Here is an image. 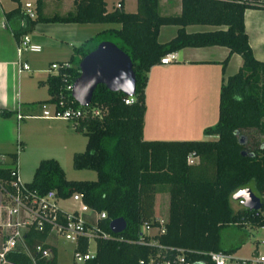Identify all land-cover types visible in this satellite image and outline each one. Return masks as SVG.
Instances as JSON below:
<instances>
[{"label": "trees", "instance_id": "1", "mask_svg": "<svg viewBox=\"0 0 264 264\" xmlns=\"http://www.w3.org/2000/svg\"><path fill=\"white\" fill-rule=\"evenodd\" d=\"M17 3L3 9L5 24L19 41L20 36L31 30L36 21H107L117 22L104 31L112 34V40L128 54L134 72L133 100L125 102V94L112 90L104 83L94 86L86 107L99 106L100 114L89 109L79 119L78 130L86 135L84 147L73 151V167L95 170L94 178H67L59 161L53 156L40 157L27 186L43 192L55 188L58 194L73 190L81 193L83 200L105 216L98 224L112 235L121 234L133 238L143 220L156 224L153 216L154 192L157 183L166 185L168 192L167 217L164 230L152 234L163 245L169 256L181 246L185 256L194 259L198 251L222 249L232 251L237 244L220 245V227L231 222H247L264 225V138L251 148L238 140L241 128L255 127L264 136V60L253 55L243 25V9L249 5L264 7V1L247 0H180L178 13H159L158 0H136L134 10L118 5L107 9L104 0H72L73 7L64 12L44 14L43 0H35V15L28 16ZM188 22L225 24L208 30L186 31ZM161 23H176L175 33L167 40H157ZM99 32L71 47L66 59L68 65L57 72H47L40 82L46 85V100H57L58 91L64 90L66 81L78 73V60L102 37ZM220 43L228 51L241 56L237 69L221 79L218 88L217 118L203 126L204 134L211 138L146 139L141 135L144 104V85L147 69L158 62L161 55L182 45ZM227 55L221 60L226 61ZM62 62V61H58ZM39 103L43 100H38ZM12 109L0 107L1 115H9ZM241 149L245 153H241ZM193 151L196 159L187 162L186 154ZM15 160L16 152H9ZM10 166H0V176L9 177ZM249 186L261 200L260 208L249 209L242 204L231 205V193L238 187ZM122 216L125 226L112 231L108 222ZM45 230L30 228L24 232L26 241L44 237ZM84 241L78 245L84 248ZM254 247L251 251H255ZM163 251L155 244L137 243L112 237H97L95 253L83 262H59L55 248L49 258L36 255V264H183L172 261L156 263L149 257ZM5 259L18 264H31L28 254L19 248L5 252ZM205 264H213L209 260Z\"/></svg>", "mask_w": 264, "mask_h": 264}, {"label": "crops", "instance_id": "2", "mask_svg": "<svg viewBox=\"0 0 264 264\" xmlns=\"http://www.w3.org/2000/svg\"><path fill=\"white\" fill-rule=\"evenodd\" d=\"M61 1V0H60ZM264 1V0H247ZM45 0H43L44 5ZM107 9L112 8L117 2L125 10H134L136 0H104ZM17 3L8 0V7H3L0 2V107L12 109L9 115L0 114V156L2 166H9L12 162L5 145L15 144V161L18 168V149L25 151L28 140V127L32 120H38L50 125L55 118L38 116L40 103L38 100H45L48 97L46 85L42 80L47 72L54 70L49 67L52 61H63L71 53V47L80 43L86 37L97 32L106 30L110 26L107 21H58L39 20L33 28L26 33L30 40L40 45L38 50L23 48L17 54V42L14 39L10 28L5 24L2 10L8 9ZM41 8L42 13H46ZM51 7V6H50ZM73 7L72 0H65V7H57L52 12H64ZM181 8L180 0H158L157 9L159 13H178ZM52 10V8H51ZM51 12V13H52ZM243 25L247 33V40L251 46L253 55L264 60V7L249 5L243 9ZM225 24L207 22H188L184 24L186 31L208 30L217 27L224 28ZM177 28L176 23H161L157 29V40L164 41L172 36ZM42 52L44 63L36 67L37 79L31 74L23 73L27 68L18 70V61H25L22 51ZM170 59L167 62H155L149 65L144 85V104L141 135L143 138L152 139H173L189 137L190 134L202 131L203 126L212 123L217 118L218 88L221 79L232 73L241 62V56L236 51H228V46L220 43L182 45L167 52ZM227 55L226 61L221 60ZM28 64V63H27ZM37 87V88H36ZM44 87V88H43ZM34 88H36L34 90ZM40 89V90H37ZM209 135L208 138L214 135ZM264 136H262V139ZM3 150L8 152L9 160L3 155ZM33 169L40 157L30 154L34 158ZM54 157V156H53ZM58 160V157H55ZM59 161V160H58ZM30 175V178H31ZM29 178V179H30ZM22 181H26L20 177ZM28 179V180H29ZM155 196V194H154ZM168 198V197H167ZM238 200V199H237ZM239 202V200H238ZM241 203L239 202V205ZM231 205L236 208L233 202ZM153 215L155 204L153 203ZM163 218V217H162ZM3 233L4 229L0 226ZM2 237L0 238V242ZM27 242V241H26ZM258 249V244H255ZM10 264H18L7 259Z\"/></svg>", "mask_w": 264, "mask_h": 264}, {"label": "built area", "instance_id": "3", "mask_svg": "<svg viewBox=\"0 0 264 264\" xmlns=\"http://www.w3.org/2000/svg\"><path fill=\"white\" fill-rule=\"evenodd\" d=\"M20 8L28 15H35V0H18ZM119 2L116 3L118 5ZM23 48L29 50H38L39 44L32 42L25 32L23 33L16 45L17 54H20ZM170 59L168 53L161 55L159 62H167ZM66 60L61 63L52 61L49 67L57 72L58 68L68 65ZM25 61H18V70L27 68ZM72 80L66 81L64 90H71ZM67 92L58 91L57 100H46L40 103V112L36 115L53 118L59 117L69 120L73 128H77L79 119L89 109L93 115L100 114L99 106L86 107V104H72ZM71 94V93H70ZM72 99H74L72 97ZM125 102L133 100L132 94H125ZM196 155L193 151L186 154L187 162H193ZM2 159L0 156V166ZM9 177L4 179L0 176V226L4 229L2 241L0 242V262L5 260V252L11 248H19L29 255L31 264L35 263V256L49 258L53 255V245H49L48 234L55 232L62 235L73 243L72 261L83 262L85 259L92 257L95 253V242L97 237H116L118 239L131 240L137 243H148L157 245L163 252H156L149 257L150 261L156 263L178 261L183 264H193L195 261L205 264L207 260L213 264H264V251L256 248L248 256L240 257L234 255L232 251L222 249H210L207 251H198L201 255L191 259L185 256V250L181 246L175 247L174 255L169 256L166 249L170 246L163 245L152 237V234L164 230V221L162 217H154L156 224L150 220H143L140 224L138 233L135 237H124L121 234L112 235L109 231L98 224V219L105 216L104 210H97L89 206L82 198L81 193L73 190L60 196L55 188H47L43 192H38L25 184L19 177L16 162L10 163ZM70 198L74 200V205L64 208L58 204V200ZM260 208V207H259ZM258 208V209H259ZM30 228L45 230L44 237L34 240L31 244L26 242L24 232ZM93 239V246H89V239ZM84 241V248L78 245Z\"/></svg>", "mask_w": 264, "mask_h": 264}, {"label": "rangeland", "instance_id": "4", "mask_svg": "<svg viewBox=\"0 0 264 264\" xmlns=\"http://www.w3.org/2000/svg\"><path fill=\"white\" fill-rule=\"evenodd\" d=\"M3 7H8V0H0ZM13 3V0H10ZM51 6V7H50ZM43 10L46 13H51L52 11L58 10L57 7H65V0H45L43 5ZM52 8V10H51ZM57 12V11H56ZM109 25H117L115 22H106ZM103 37L113 38L112 34L108 31L99 32ZM22 57H26L27 63L30 66L28 70H24V74H31L32 78L37 79V74H42L41 72L36 71V67L42 66L44 63V57L42 52H29L23 50ZM29 80H31L28 75H26ZM37 88V87H36ZM34 88V90L36 89ZM44 88V87H43ZM40 90V89H37ZM32 124L28 127L25 151L18 149V168L20 177L24 180H28L31 175L33 168V161L36 159H30V154H36L41 156H54L58 157L59 163L64 170V175L67 178H94L95 170L88 167L76 168L73 167L71 161V154L73 151L81 150L84 147V142L86 135L82 130L75 129L71 126L69 120L63 118H55L50 120L52 122L50 125H47L44 122L38 120H32ZM214 122V121H213ZM212 122V123H213ZM211 124V123H209ZM237 134H243L245 137V147H253L256 141L262 139V135L257 131L255 127L241 128ZM209 135L204 134L201 130L190 134L189 137L182 138H208ZM182 138H173V139H182ZM15 144L9 146L5 145L8 150L15 151ZM3 155L9 160L8 152L3 150ZM154 204H155V213L158 217H163L166 219L167 215V203H168V192L166 185L162 183H157L154 192ZM62 196L63 194H59ZM230 202L238 206L239 202L237 199L230 198ZM58 204L64 208L71 207L74 205V200L70 198H64L58 200ZM154 216V215H153ZM2 233L0 230V238ZM49 245H53L55 248L56 259L59 262H70L72 261V249L73 243L68 239L64 238L62 235L50 232L48 234ZM89 246H93V239L90 238ZM235 248L232 250L234 255L245 257L248 256L251 250L255 247V244H258V249L264 251V225H250L247 222H231L224 224L220 227V245L229 246L234 245ZM0 264H10L5 261H1Z\"/></svg>", "mask_w": 264, "mask_h": 264}, {"label": "water", "instance_id": "5", "mask_svg": "<svg viewBox=\"0 0 264 264\" xmlns=\"http://www.w3.org/2000/svg\"><path fill=\"white\" fill-rule=\"evenodd\" d=\"M134 72L130 57L110 39H100L97 43L78 60V73L72 80L70 93L79 104L89 102L91 92L97 82L104 83L112 90H120L124 94H132L134 91ZM243 134H239L238 140L243 141ZM241 153H245L241 149ZM231 198L249 208L255 209L261 206L260 197L249 186H241L231 193ZM108 226L112 231L124 228L125 220L122 216H116L109 220ZM193 264H201L195 261Z\"/></svg>", "mask_w": 264, "mask_h": 264}]
</instances>
